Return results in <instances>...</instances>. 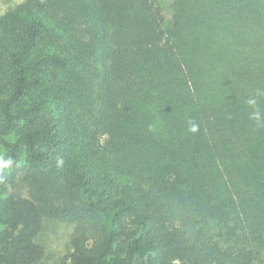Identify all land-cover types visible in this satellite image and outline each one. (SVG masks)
I'll use <instances>...</instances> for the list:
<instances>
[{
    "label": "trees",
    "instance_id": "16d2710c",
    "mask_svg": "<svg viewBox=\"0 0 264 264\" xmlns=\"http://www.w3.org/2000/svg\"><path fill=\"white\" fill-rule=\"evenodd\" d=\"M171 10L0 16V264H38L47 221L71 227L52 264H264V128L245 104L264 89V0Z\"/></svg>",
    "mask_w": 264,
    "mask_h": 264
},
{
    "label": "rangeland",
    "instance_id": "374dc122",
    "mask_svg": "<svg viewBox=\"0 0 264 264\" xmlns=\"http://www.w3.org/2000/svg\"><path fill=\"white\" fill-rule=\"evenodd\" d=\"M23 0H0V16L7 11L13 9ZM162 7L166 19H169L172 13L171 2L172 0H154ZM19 193H23L21 183L16 187ZM71 227L60 223L58 221H47L42 231L36 237V241L44 248V256L38 264H52L60 260V257L66 254Z\"/></svg>",
    "mask_w": 264,
    "mask_h": 264
},
{
    "label": "clouds",
    "instance_id": "9594fccd",
    "mask_svg": "<svg viewBox=\"0 0 264 264\" xmlns=\"http://www.w3.org/2000/svg\"><path fill=\"white\" fill-rule=\"evenodd\" d=\"M264 99V89H257L245 100V104L250 109L249 119L256 123L257 127L264 128V111L261 110L260 103ZM190 132H197L198 125L190 122L189 127ZM62 164L63 161H60ZM14 164V160L11 157L5 158L2 153H0V172L10 168Z\"/></svg>",
    "mask_w": 264,
    "mask_h": 264
}]
</instances>
